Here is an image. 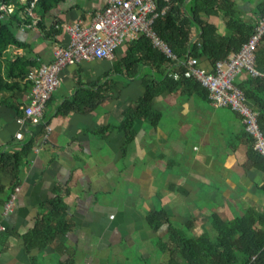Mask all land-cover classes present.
I'll return each mask as SVG.
<instances>
[{
    "label": "crops",
    "instance_id": "1",
    "mask_svg": "<svg viewBox=\"0 0 264 264\" xmlns=\"http://www.w3.org/2000/svg\"><path fill=\"white\" fill-rule=\"evenodd\" d=\"M230 1L253 21L252 11L264 0ZM105 3L64 0L40 17L46 32L41 27L11 30L28 47L37 67L52 60L53 43L67 41L65 34L52 32L51 25L87 23ZM208 21L224 33L219 19ZM127 47L122 46L112 60L83 62L61 71L59 86L44 110L48 130L21 122L27 93H17L16 110L0 106V154L10 155L32 143L16 182L7 169L0 170V222L6 229L0 233V264H30V258L38 264L69 258L73 264H149L150 259L158 264L164 256L157 241L165 227L154 232L146 221L150 212L163 209L172 223L181 225L192 221L190 231L182 229L196 238L208 229L214 212L230 219L247 209L264 210L262 173L244 167L248 145L239 116L213 107L201 90L187 83L154 99L160 121L155 127L135 121L136 136L130 145L117 126L122 113L142 96L136 76L113 75L109 99L97 103L84 102L83 97L80 110H63L77 90L97 91L103 76L113 72V63L123 66L119 61ZM10 52L13 58L26 55L24 50ZM200 67L211 69L204 59ZM143 72L142 77L159 79L157 71ZM14 184L19 192L13 212L2 218L3 203ZM56 197L66 206L70 232L42 251L26 253L23 235L51 211Z\"/></svg>",
    "mask_w": 264,
    "mask_h": 264
},
{
    "label": "trees",
    "instance_id": "2",
    "mask_svg": "<svg viewBox=\"0 0 264 264\" xmlns=\"http://www.w3.org/2000/svg\"><path fill=\"white\" fill-rule=\"evenodd\" d=\"M62 1L64 0H37V15L42 17ZM0 2L21 6V0H0ZM156 7L158 12L164 10L153 24L157 36L176 50L178 58L185 59L187 56L196 58L199 67L204 59L212 69L216 62L223 61L231 53L237 52L254 31L253 21L247 19L230 0H191L189 6L186 0H156ZM23 8L24 6L19 7L13 15L3 16L0 19V106L6 105L15 110L17 105L14 101L17 93H28L30 90L31 84L24 81V78L36 61L28 47L19 42L11 30L12 27L19 28L26 23L19 15V11ZM252 16H254L253 20L264 18V1L256 6ZM210 17H215L223 23V34H219L216 25L208 21ZM37 28L45 31L40 20ZM50 30L61 33V30H55L52 25ZM127 46L126 56L119 61L123 66L113 63V72L103 76V82L97 91L77 90L73 99L66 102L62 108L66 113L80 110L83 97L86 98L84 102L103 103L110 97L109 91L114 82L111 78L113 75L125 78L136 76L140 79L142 96L127 107L117 126V130L125 135V144L130 145L136 136L135 121H145L153 127L160 121L159 114L153 110V101L156 97L166 91H172L182 83L201 90L206 99L208 94L192 79L181 77L174 81L168 78L166 71L172 69L174 65L153 49L150 41L143 36ZM11 48L24 50L26 55L13 58ZM255 58L256 68L264 71V37L255 51ZM147 68L157 71L160 75L159 79L154 75L142 77L143 69ZM20 81H23V84ZM234 84L243 92L249 106L258 112V126L264 136V80L244 76L242 80L236 79ZM244 135L248 145L247 162L244 167L262 173L261 192L264 199V157L253 150L251 138L245 132ZM31 145V142L22 144L10 155L0 154V170L7 169L14 182L18 180L20 169ZM15 185L11 187L9 195ZM50 205L51 211L37 220L34 227L23 235L22 244L26 253L42 251L60 236L70 232L72 224L67 220L66 206L62 198L56 197ZM146 221L154 232L165 227V234L157 241L159 253L164 256L158 264H264V210L247 209L241 215L230 219H223L214 212L207 221L211 231L204 228V233L196 238L182 229L184 227L186 231H190L193 227L192 221L175 225L163 209L150 212L146 216ZM151 262L152 259L149 260V263ZM30 264L38 263L35 258H30ZM59 264L73 263L69 258Z\"/></svg>",
    "mask_w": 264,
    "mask_h": 264
},
{
    "label": "built area",
    "instance_id": "3",
    "mask_svg": "<svg viewBox=\"0 0 264 264\" xmlns=\"http://www.w3.org/2000/svg\"><path fill=\"white\" fill-rule=\"evenodd\" d=\"M36 4L37 0H21V6L0 2V19L13 15L19 7L24 6L19 11L20 17L26 21L22 28L35 30L40 20ZM10 8L12 11H9ZM163 13L164 10L157 11L156 0H106L105 6L96 11L87 23L83 20L69 24L55 22L53 28L61 30L67 41L53 43L49 63L28 69L24 81L30 82L31 87L21 122L42 125L48 130L43 118L44 110L59 86L62 70L83 62L112 60L122 46L143 36L150 41L153 49L174 65L166 71L168 78L176 81L183 77L198 82L206 90L207 99L213 107L237 114L245 134L252 140L253 150L264 157V136L258 126V112L249 106L243 92L234 84L241 76L264 80V71L255 66V51L264 37V18L253 20L254 31L237 52L216 62L211 70L206 71L198 66L196 58H178L176 50L157 36L153 24ZM18 192L19 188L15 187L3 204L2 218L13 212ZM5 230L0 222V233Z\"/></svg>",
    "mask_w": 264,
    "mask_h": 264
},
{
    "label": "rangeland",
    "instance_id": "4",
    "mask_svg": "<svg viewBox=\"0 0 264 264\" xmlns=\"http://www.w3.org/2000/svg\"><path fill=\"white\" fill-rule=\"evenodd\" d=\"M174 224H175V225H178L177 222H176V223L174 222ZM208 229L211 231V229L209 228V226H208ZM140 264H141V263H140ZM142 264H144V263H142ZM149 264H152V262L149 263Z\"/></svg>",
    "mask_w": 264,
    "mask_h": 264
},
{
    "label": "clouds",
    "instance_id": "5",
    "mask_svg": "<svg viewBox=\"0 0 264 264\" xmlns=\"http://www.w3.org/2000/svg\"><path fill=\"white\" fill-rule=\"evenodd\" d=\"M9 11H12V9L10 8Z\"/></svg>",
    "mask_w": 264,
    "mask_h": 264
}]
</instances>
